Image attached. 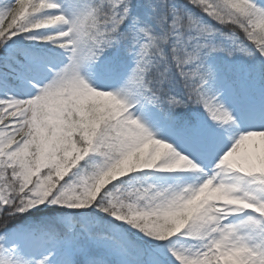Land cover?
<instances>
[{"label": "snow or ice", "instance_id": "6c2138e0", "mask_svg": "<svg viewBox=\"0 0 264 264\" xmlns=\"http://www.w3.org/2000/svg\"><path fill=\"white\" fill-rule=\"evenodd\" d=\"M0 264H264V0H0Z\"/></svg>", "mask_w": 264, "mask_h": 264}, {"label": "rangeland", "instance_id": "374dc122", "mask_svg": "<svg viewBox=\"0 0 264 264\" xmlns=\"http://www.w3.org/2000/svg\"><path fill=\"white\" fill-rule=\"evenodd\" d=\"M186 174V173H177V175Z\"/></svg>", "mask_w": 264, "mask_h": 264}]
</instances>
